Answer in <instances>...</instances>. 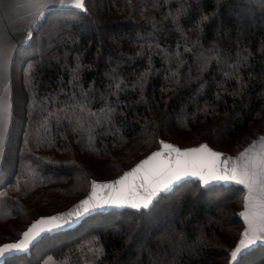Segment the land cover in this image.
I'll return each mask as SVG.
<instances>
[{
	"label": "trees",
	"instance_id": "1",
	"mask_svg": "<svg viewBox=\"0 0 264 264\" xmlns=\"http://www.w3.org/2000/svg\"><path fill=\"white\" fill-rule=\"evenodd\" d=\"M85 6L48 9L19 49L27 54L11 80L0 246L42 217L71 210L93 182L113 181L161 150V141L235 156L264 134V0ZM77 104L84 110L66 109ZM60 109L72 119L51 118L45 131L44 118ZM245 192L184 182L148 208L106 210L74 230L45 235L5 264L49 257L67 264L65 254L73 264H264V245L231 263L246 228L239 217ZM92 237L101 248L93 261L86 246Z\"/></svg>",
	"mask_w": 264,
	"mask_h": 264
},
{
	"label": "snow or ice",
	"instance_id": "2",
	"mask_svg": "<svg viewBox=\"0 0 264 264\" xmlns=\"http://www.w3.org/2000/svg\"><path fill=\"white\" fill-rule=\"evenodd\" d=\"M53 4L86 11L85 0H25L23 4L15 5L4 0L0 3L7 21L12 25L10 29L0 33V78L6 76L17 43L32 38L33 32L38 30L40 23L46 18L47 9ZM19 9H24V14H20L17 11ZM207 19V16L202 17V20ZM10 31L19 33V39L14 40L9 35ZM76 107L81 111L85 108L81 104L66 105V109ZM111 111L108 109L105 112L106 119L111 118L109 115ZM10 116V105L5 94L0 96V155L4 150ZM51 118L59 122L63 118L72 119V116L65 109L50 112L41 123L45 131ZM76 122L78 127H83L84 121L81 117H76ZM161 143L163 144L161 150L153 152L118 180L107 184L93 182L91 195L82 200L75 210L60 216L42 217L23 233L21 239L0 246V257L28 249L42 232L64 227L96 208L105 206L148 208L159 193L187 176L199 177L205 185L211 181H224L244 186L246 190L243 196L244 211L239 215L243 217L247 227L239 244L231 251L233 261L250 245L264 241V138L259 147L253 142L235 159L222 158L223 153L213 151L207 144L182 150L173 144L163 141Z\"/></svg>",
	"mask_w": 264,
	"mask_h": 264
},
{
	"label": "water",
	"instance_id": "3",
	"mask_svg": "<svg viewBox=\"0 0 264 264\" xmlns=\"http://www.w3.org/2000/svg\"><path fill=\"white\" fill-rule=\"evenodd\" d=\"M3 2H4V0H0V3H3ZM8 2L11 3V4H13V5H15L17 3L23 4L25 2V0H8ZM50 8H68V9H74V10H77V11H80V12H85V10H83V9H78V8H75V7H61L58 4H53L52 6L49 7V9ZM17 11H19L20 14H24V11L25 10L24 9H19ZM11 27H12V25L7 21V19L5 17L4 9L3 8H0V33H3L5 30L10 29ZM9 35H11L14 40H17L20 37V34L19 33H16V32H13V31H10L9 32ZM32 39H33V35H32V38L30 40H24L23 42L17 43L16 49L13 52L11 61H10L9 65H8L7 72H6V76L3 77V78H0V96H4L5 94L7 95V99H8L9 105H10V112H11L10 120H9V123H8V130H7L6 140H5V144H4V150H3L2 155H0V169H1V166H2V163H3V160H4L6 142H7V138H8L9 131H10V127H11V121H12V106H13L12 105V83H11L12 74H13L12 65H13L14 57H15L17 51L20 48H23V47L28 46L31 43ZM262 138H264V134L263 135H260L256 139H254L246 148H248L250 145H252L253 142H256L257 147H259ZM196 148H198V147H196ZM228 157H231V156L223 153V157L222 158H228ZM236 157H238V156H236ZM236 157H231V158L235 159ZM135 167H133V168H135ZM129 171H131V169L130 170H127L126 172H129ZM126 172H124V173H126ZM124 173H122L121 175H119L113 181L118 180L121 176L124 175ZM189 181L200 182L205 189H209V188H211L213 186H220V185L244 187L243 185L237 184L235 182H224V181H211L209 184L205 185V184H203L202 181H200V178L199 177L187 176V177H183L180 181H177L169 189H165L164 191H162L161 193H159L158 196L156 198H154V200L158 199L159 197H161L163 195H167V194L173 192L176 189V187L180 186L184 182H189ZM107 183H109V182H107ZM107 183H99V184H107ZM90 195H91V193L88 196H90ZM87 198L88 197H86L85 199H87ZM79 205H80V203L76 204L71 210H69V211H67V212H65L63 214H66V213H69V212L75 210ZM120 207L121 206H105V207H101V208H96V209L91 210V211H89L87 213H84L79 219L74 220V222H72L70 224H67L64 227L55 228V229H52L51 231H44V232H42L36 238V240L33 241V243L31 245H29V248L28 249H26L24 251H21V252H11V253H7L3 257H0V264H5L6 259L9 256H18V255L28 254L30 252V250L33 248V246L36 245L41 240V238L43 236H45V235L55 234V233H58V232H66V231L74 230V229L80 227L81 224L86 219H88L89 217H91V216H93V215H95L97 213L104 212L106 210H111L112 211V210H114L116 208H120ZM122 207L129 208V209H134V208H131L130 206H122ZM140 209H142V208H140ZM60 215H62V214H60ZM60 215H56V216H60ZM239 217L244 221V219H243L242 216L239 215ZM34 223H36V222H34ZM245 226L247 227V224L246 223H245ZM238 244H239V242H238ZM262 245H264V241H257L255 244L250 245L248 248H246L245 250L242 251V253L237 257V259L235 261H233L231 259V263H235V262L239 261L241 258L245 257L247 254L251 253L253 250H255L256 248H258L259 246H262Z\"/></svg>",
	"mask_w": 264,
	"mask_h": 264
},
{
	"label": "rangeland",
	"instance_id": "4",
	"mask_svg": "<svg viewBox=\"0 0 264 264\" xmlns=\"http://www.w3.org/2000/svg\"><path fill=\"white\" fill-rule=\"evenodd\" d=\"M49 9V8H48ZM47 9V11H48ZM27 53H25L23 50H18L15 57H14V61H13V70L14 71V74H18L19 75V71H21V65H22V61L24 60L25 56H26ZM21 63V65H20ZM18 65H20L18 67ZM13 81V80H12ZM22 87V86H21ZM23 89V87H22ZM199 147V146H198ZM193 148H196V147H193ZM240 154V153H239ZM238 155H235V156H231V157H236ZM115 180V179H114ZM30 228V227H29ZM28 230V229H27ZM26 230V231H27ZM89 241H86V246L89 250V252H91L93 254V258L91 259L92 261L95 260L99 254V251H100V247H99V244L96 240L95 237H92L90 239H88ZM3 246V245H2ZM65 260V263L67 264H73L72 262H70V258L71 257H68L67 254H65V256L63 257ZM89 262V261H88ZM45 264H63L60 260L58 259H55L53 257H49L45 260ZM87 264V263H86Z\"/></svg>",
	"mask_w": 264,
	"mask_h": 264
}]
</instances>
